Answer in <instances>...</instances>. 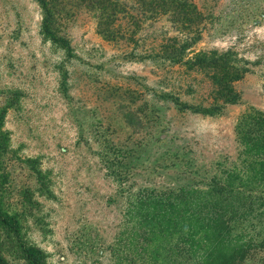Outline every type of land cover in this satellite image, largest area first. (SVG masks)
Masks as SVG:
<instances>
[{"label":"rangeland","instance_id":"obj_1","mask_svg":"<svg viewBox=\"0 0 264 264\" xmlns=\"http://www.w3.org/2000/svg\"><path fill=\"white\" fill-rule=\"evenodd\" d=\"M44 1L49 13L0 0V264H148L127 241L137 193L217 190L252 165L237 127L264 113V0H194L198 40L163 16L122 20L117 41L88 0ZM228 49L251 62L231 104L197 65ZM214 103L220 115L205 114ZM222 196L204 198H257Z\"/></svg>","mask_w":264,"mask_h":264},{"label":"trees","instance_id":"obj_2","mask_svg":"<svg viewBox=\"0 0 264 264\" xmlns=\"http://www.w3.org/2000/svg\"><path fill=\"white\" fill-rule=\"evenodd\" d=\"M88 1L99 12V32L108 41L126 39L121 25L124 19L139 29L143 21L158 20L163 16L188 34L187 39L201 38L203 17L194 0ZM40 2L49 13L48 3ZM201 59L204 60L201 62ZM249 64L250 61L240 59L237 52L228 49L211 56L201 54L197 65L207 70L218 87L216 95L219 99L231 104L239 100L233 84L249 72ZM221 109L214 103L204 113L219 116ZM237 134L253 161L242 176L229 172L225 187L203 191L194 187L151 190L150 196L140 192L137 200L130 202L126 211L129 218L127 241L130 249H140V259L144 263L249 264L255 255L264 257V233L257 231L260 219L264 218V113L251 110L243 115ZM236 183L239 186L233 189ZM244 192L257 194L255 202L234 207L230 203L219 205L212 198H204L208 193L218 196L226 193L222 198L228 199ZM233 193L237 195L233 196ZM191 197L203 199L194 202L189 200ZM238 231L241 234H237ZM256 237L258 239L254 240Z\"/></svg>","mask_w":264,"mask_h":264}]
</instances>
